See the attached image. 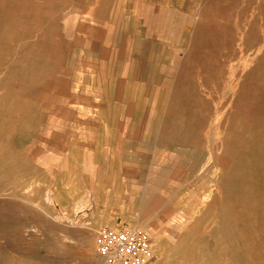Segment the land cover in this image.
Wrapping results in <instances>:
<instances>
[{
    "label": "rangeland",
    "instance_id": "1",
    "mask_svg": "<svg viewBox=\"0 0 264 264\" xmlns=\"http://www.w3.org/2000/svg\"><path fill=\"white\" fill-rule=\"evenodd\" d=\"M264 264V0H0V264Z\"/></svg>",
    "mask_w": 264,
    "mask_h": 264
},
{
    "label": "built area",
    "instance_id": "2",
    "mask_svg": "<svg viewBox=\"0 0 264 264\" xmlns=\"http://www.w3.org/2000/svg\"><path fill=\"white\" fill-rule=\"evenodd\" d=\"M152 251V238L141 228L104 229L98 237V256L108 264H144Z\"/></svg>",
    "mask_w": 264,
    "mask_h": 264
}]
</instances>
